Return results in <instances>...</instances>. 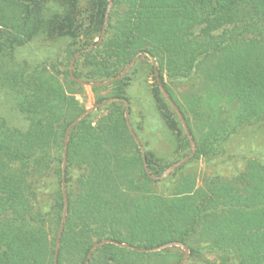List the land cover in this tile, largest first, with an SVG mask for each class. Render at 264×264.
<instances>
[{
  "label": "trees",
  "instance_id": "trees-1",
  "mask_svg": "<svg viewBox=\"0 0 264 264\" xmlns=\"http://www.w3.org/2000/svg\"><path fill=\"white\" fill-rule=\"evenodd\" d=\"M109 1L0 0V94L8 93L28 123L22 130L0 115V264H54L65 209L66 131L85 112L77 97L84 85L70 70L18 61L19 50L35 39L69 40L68 68L78 52L95 46L74 67L77 79L92 84L118 77L138 55L154 57L197 143L195 158L212 166L231 160L227 146L241 132L264 126V0H114L99 43ZM130 82L127 76L106 87L111 98L129 100ZM185 82L195 86L182 105L170 84ZM153 96L168 129L189 149L159 86ZM123 104L100 109L101 133L87 117L71 131L70 211L59 264H85L103 240L141 249L182 242L190 249L187 264H264V162L251 160L229 179L213 174L199 188L185 177L174 196L158 195ZM48 188H54L49 208L41 199ZM170 252L107 244L89 264H154Z\"/></svg>",
  "mask_w": 264,
  "mask_h": 264
},
{
  "label": "rangeland",
  "instance_id": "rangeland-1",
  "mask_svg": "<svg viewBox=\"0 0 264 264\" xmlns=\"http://www.w3.org/2000/svg\"><path fill=\"white\" fill-rule=\"evenodd\" d=\"M68 44L69 40L66 39L53 41L46 39V37H41L35 39L26 47L21 48L18 52L17 59L21 63L28 62L32 67L38 64H57L61 71L65 72L67 70H70V68L66 66L65 61L66 48ZM128 66L121 72L120 75L124 73ZM127 76L131 79L130 87H128L127 89V96L129 97L128 101L130 106V126L131 129L135 132L139 143L145 149L146 158L148 153L153 154V156L151 157L152 162L155 166L152 167H159L158 173L156 172V170H151L147 159L148 167L154 177H149L154 181L152 185V191L156 192L158 195L165 197L174 196L178 191L179 185L184 182L183 178L185 177H192L194 179L193 181L195 182V186L199 188L204 184L205 179L213 174L220 175L224 178L229 179L234 177L236 174L244 171L248 162L251 160H259L264 162V126L249 128L241 132L227 146L228 156L231 160L223 165L216 167L212 166L204 160L196 159V154L191 157L194 150L189 138V149L185 150L183 148V142L179 140L168 129L158 110L157 103L153 96V89L156 86H159V83L151 57L147 55H139L135 63L125 74L124 78ZM165 80L169 84L168 70H166L165 72ZM98 84L99 83H93V86H84L81 94H77L78 99L85 107V111L91 108V111L87 116V125L95 133L102 132L101 121L99 119L102 113L100 109L113 102H122L113 101L105 106H100L101 103H99V100L104 98H113H111V88H106L108 86H98ZM194 86L195 85L193 82L170 84V87L172 88L178 98V101L182 105H184L183 95L191 91ZM94 88L100 89L95 90ZM126 109L127 105L126 103H124L123 110L125 112V116ZM0 115L4 116L9 121L10 125L14 127L22 130H26L28 127L27 121L25 120L23 115L15 109L6 91H3L0 94ZM177 116L180 120L178 114ZM185 135H187L186 132ZM195 145L197 147L196 141ZM137 146L139 147L138 144ZM185 158H189V160L178 167L176 170L171 172L169 175L165 176V172L169 167ZM53 191L54 188H48L46 195H43L41 197L44 205H47L48 208L50 207V205H52L53 202ZM168 250L171 251V257L168 259L162 257L161 260L155 262L154 264H179L183 261L185 257V251L183 249L174 247ZM208 258L210 261H215V258L213 257ZM189 260L190 255L185 264H187Z\"/></svg>",
  "mask_w": 264,
  "mask_h": 264
},
{
  "label": "water",
  "instance_id": "water-1",
  "mask_svg": "<svg viewBox=\"0 0 264 264\" xmlns=\"http://www.w3.org/2000/svg\"><path fill=\"white\" fill-rule=\"evenodd\" d=\"M113 1L114 0H110L109 1L110 7H109V10H108L107 15H106V21H105V26L103 28L102 36H101V38L98 41L99 43H101L103 41V39H104L105 32H106L107 27H108L109 13H110L111 6L113 5ZM94 47L95 46L90 47L88 49H85V50H82V51L78 52L75 55V57H74V59L72 60V63H71L70 74H71L73 80L76 81V82H78V83H80V84H82V85H84V86H93V84L92 83H89V82H84V81H81V80L77 79V77L74 75L75 63H76L77 58L82 53L87 52V51L93 49ZM146 55L149 56V57H151L148 54H146ZM137 57L134 58V60L132 61V63L128 66V68L124 71V73L122 75H120L119 77L110 79L108 81L101 82V83L98 84V86H109V85L113 84L114 82H117V81L123 79L124 76H125V74L131 68V66L135 63ZM151 59H152L153 65L155 67V71H156V76H157V80H158V83H159V87L162 90V92H163L165 98L167 99V101L171 104V106L174 108V110L179 115L180 120H181V122L183 124V127L185 129V132H186V134H187V136H188V138H189V140H190V142L192 144V147H193L194 152L191 155V157H193L196 154V152H197V147H196L195 141H194V139L192 137V134H191L189 125H188V123L186 121L185 116L183 115V113L181 112V110L179 109V107L177 106V104L173 101V99L169 95L168 91L166 90L165 86L163 85V83H162V81H161V79L159 77V73H158V70H157V65H156L155 58L154 57H151ZM113 101H122V102L126 103V105H127V109H126V122H127V126L129 128V130H130L133 138L135 139L136 143L139 145V148H140V150L142 152L146 173L148 174L149 177L154 178L153 175L150 172L149 167H148L145 149L139 143L135 132L131 129V126H130V120H129L130 106H129V101L127 99H117V98H113V99L107 100L104 103H101L100 106H105V105H107V104H109L110 102H113ZM90 111H91V108L87 109L84 113H82L81 115H79L69 125V127L67 128V131H66V136H65V151H64V161H63V195H64V202H65V209H64V213H63V218H62V221H61V225H60V228H59V231H58V235H57V242H56V248H55V260H54V264H59L62 237H63L64 231H65V228H66V224H67L68 217H69V211H70V204H69V199H68V194H67V186H66V174H67L66 170H67V161H68V150H69L70 134H71V131L73 130V128L80 121H82L84 118H86L88 116V114L90 113ZM188 160H189V158H185V159L179 161L178 163L172 165L171 167H169L166 170V172H165V176L169 175L171 172H173L178 167H180L181 165H183L184 163H186ZM107 244H114V245L119 246L121 248L129 249V250H133V251H138V252H141V253H157V252H161V251H164V250H167V249H171V248H174V247H178V248H181V249H183L185 251V257H184L183 261L181 263H179V264H185L186 261H187V259H188V257H189V255H190V249L188 248L187 245H185L182 242H170V243H166L164 245H161V246L155 247V248L141 249V248H138V247L129 245V244H122V243L115 242V241H112V240H103V241H101L99 243H96L90 249L85 264H89L90 263V260H91V258L93 256L94 252L98 248H100L103 245H107Z\"/></svg>",
  "mask_w": 264,
  "mask_h": 264
}]
</instances>
